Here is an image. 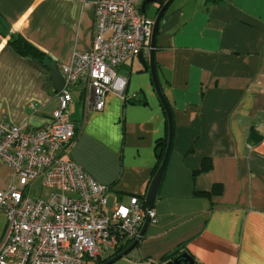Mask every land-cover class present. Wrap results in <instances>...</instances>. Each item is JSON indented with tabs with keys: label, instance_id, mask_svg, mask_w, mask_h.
I'll return each instance as SVG.
<instances>
[{
	"label": "crops",
	"instance_id": "1",
	"mask_svg": "<svg viewBox=\"0 0 264 264\" xmlns=\"http://www.w3.org/2000/svg\"><path fill=\"white\" fill-rule=\"evenodd\" d=\"M95 1L0 0V120L36 129L51 119L59 90L50 66L61 71L75 50L91 48ZM142 13L155 21L158 5ZM17 35L45 62L18 53ZM154 54L174 130L158 222L111 264H165L185 252L194 264H264V0H174ZM143 57L149 63L150 53ZM117 70L128 79L124 97L109 93L104 109L89 110L81 82L69 106L77 130L70 157L110 186L108 209L146 197L158 144L169 137L150 69L137 55ZM12 180L0 159V188ZM6 227L1 211L0 242Z\"/></svg>",
	"mask_w": 264,
	"mask_h": 264
},
{
	"label": "built area",
	"instance_id": "2",
	"mask_svg": "<svg viewBox=\"0 0 264 264\" xmlns=\"http://www.w3.org/2000/svg\"><path fill=\"white\" fill-rule=\"evenodd\" d=\"M142 1H95L91 48L75 50L61 66L66 86L48 122L33 129L0 120V159L13 171V180L0 188L7 221L0 264H96L114 256L124 239L140 240L146 218L158 222L145 196L108 209L110 186L70 157L77 133L69 118L71 87L85 83L88 109L102 110L107 94L125 96L128 79L117 69L151 52L154 21L142 13ZM37 182L41 192L32 196Z\"/></svg>",
	"mask_w": 264,
	"mask_h": 264
},
{
	"label": "water",
	"instance_id": "3",
	"mask_svg": "<svg viewBox=\"0 0 264 264\" xmlns=\"http://www.w3.org/2000/svg\"><path fill=\"white\" fill-rule=\"evenodd\" d=\"M174 0H144L141 4V9L142 12L145 11V6L149 3H156L158 5V13L157 16L155 18L154 21V26H153V34H152V49L150 52V57H149V63L146 62V60L143 57V53H139L138 56L144 66V68L150 69L151 74H152V78L155 84V88L161 98V101L163 103V106L167 112L168 115V120H169V137H168V143H167V148L165 150V154L163 156V160L158 168V170L156 171L150 187L148 189V192L146 194V202L149 205L150 209H153L155 207V202H156V198H157V194L164 176V172L168 163V159L171 153V149H172V141H173V134H174V130H173V120H172V113H171V109L170 106L168 104V102L166 101L162 91H161V87L158 81V76H157V67L155 64V54H154V48H155V38H156V33L158 30V25L159 22L162 18V16L164 15L165 11L168 9L169 5L173 2ZM51 68V72H52V76L54 79V83L57 87V89L60 91L62 90L65 86H66V80L63 76V74L61 73L60 69L58 68V66L56 64H52L50 66ZM150 220L149 218H146L143 229H142V236L146 230V227L148 226ZM139 242L138 239L133 240V242L127 247L125 248L123 251H121L120 253L112 256L111 258L107 259L103 264H111L112 262L120 259L121 257L127 255ZM165 264H194V259L188 254V253H182L181 255H178L176 257H174L172 260L166 262Z\"/></svg>",
	"mask_w": 264,
	"mask_h": 264
},
{
	"label": "trees",
	"instance_id": "4",
	"mask_svg": "<svg viewBox=\"0 0 264 264\" xmlns=\"http://www.w3.org/2000/svg\"><path fill=\"white\" fill-rule=\"evenodd\" d=\"M10 43L11 45L16 49V51L22 55H29L32 56L36 59H38L41 62H45L46 60V54L44 52H42L41 50H39L37 47H35L33 44H31L30 42H28L24 37H22L21 35H17L14 36L10 39ZM167 140L164 139L162 141H160V143L158 144L159 149H160V153H159V162H158V166H157V170L163 160V156L165 154V150L167 148ZM203 170L207 169L205 166L202 168ZM132 243L131 240H127L124 239V241L121 242L120 247L118 248V250L116 251L115 254L120 253L121 251H123L125 248H127L130 244ZM138 244V243H137ZM114 254V255H115ZM107 259L109 258H105V259H100L97 261L96 264H102L104 263Z\"/></svg>",
	"mask_w": 264,
	"mask_h": 264
},
{
	"label": "rangeland",
	"instance_id": "5",
	"mask_svg": "<svg viewBox=\"0 0 264 264\" xmlns=\"http://www.w3.org/2000/svg\"><path fill=\"white\" fill-rule=\"evenodd\" d=\"M151 42H152V40H151ZM151 47H152V45H151ZM41 183L40 182H37L34 186H33V188L31 189V195L32 196H38L39 194H40V192H41ZM103 264V263H102Z\"/></svg>",
	"mask_w": 264,
	"mask_h": 264
}]
</instances>
